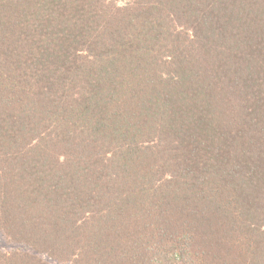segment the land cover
<instances>
[{
    "label": "trees",
    "instance_id": "trees-1",
    "mask_svg": "<svg viewBox=\"0 0 264 264\" xmlns=\"http://www.w3.org/2000/svg\"><path fill=\"white\" fill-rule=\"evenodd\" d=\"M0 234V264H264V0H0Z\"/></svg>",
    "mask_w": 264,
    "mask_h": 264
},
{
    "label": "rangeland",
    "instance_id": "rangeland-1",
    "mask_svg": "<svg viewBox=\"0 0 264 264\" xmlns=\"http://www.w3.org/2000/svg\"><path fill=\"white\" fill-rule=\"evenodd\" d=\"M54 154H55V157H53V158H56V156L59 157V155H60L59 150H55ZM74 160H76V159H74ZM36 163H37V159L35 161V164ZM33 176H36V178L41 177V174H38V166H37V170L35 172V175H33ZM36 181H37V179H36ZM3 183H7L6 177L4 178ZM21 246L22 245H17L16 243L9 241L7 238H5V236L3 234H0V252H9L11 249H15V248H18ZM40 257L43 261H46L48 264H70V262H62V261L54 260V259L50 258L49 256L43 255V254Z\"/></svg>",
    "mask_w": 264,
    "mask_h": 264
}]
</instances>
